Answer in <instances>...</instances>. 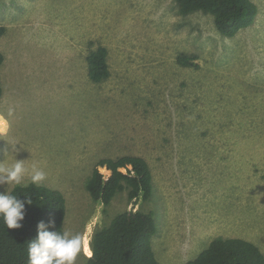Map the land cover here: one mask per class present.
<instances>
[{
    "label": "rangeland",
    "instance_id": "1",
    "mask_svg": "<svg viewBox=\"0 0 264 264\" xmlns=\"http://www.w3.org/2000/svg\"><path fill=\"white\" fill-rule=\"evenodd\" d=\"M252 1L254 22L228 38L175 0H0V166L24 160L27 184L36 165L64 194L65 231L83 241L75 264L97 226L138 208L154 212L158 264H185L216 236L264 251V0ZM97 45L110 70L101 83L87 76ZM126 154L149 164L152 200L93 202L96 162Z\"/></svg>",
    "mask_w": 264,
    "mask_h": 264
},
{
    "label": "trees",
    "instance_id": "2",
    "mask_svg": "<svg viewBox=\"0 0 264 264\" xmlns=\"http://www.w3.org/2000/svg\"><path fill=\"white\" fill-rule=\"evenodd\" d=\"M175 3L181 15L196 11L211 15L218 33L228 38L250 26L257 15L252 0H175ZM107 53L103 45H97L88 53L86 62L90 81L101 83L110 76ZM193 59V56L182 54L177 57V62L196 66ZM3 60L0 52V65ZM1 95L0 77V99ZM99 167L110 171L107 178ZM153 187L149 164L143 157L132 154L99 159L85 182V189L93 202L101 201L105 207L123 191L127 192L129 200L141 195L143 203L149 202L153 198ZM10 193L21 200L28 196L32 203L25 204L19 229H7L0 217V264H28V245L37 234L39 222L47 224L53 220L54 227L49 230L65 232L66 199L58 189L30 182L13 186ZM155 232L152 210L138 208L118 212L107 224L94 229L86 264H158L151 242ZM185 264H264V251L244 238L216 236Z\"/></svg>",
    "mask_w": 264,
    "mask_h": 264
},
{
    "label": "clouds",
    "instance_id": "3",
    "mask_svg": "<svg viewBox=\"0 0 264 264\" xmlns=\"http://www.w3.org/2000/svg\"><path fill=\"white\" fill-rule=\"evenodd\" d=\"M14 109L8 110L12 116ZM7 121L0 118V125ZM10 166H0V185H20L28 172L24 160H15ZM30 183L40 185L46 179V173L36 165L30 171ZM32 203L28 196L24 200L5 191L0 193V217L7 229H19L25 215V204ZM54 221L49 220L47 224L43 221L37 224V234L28 245V264H75V260L82 248V238L79 234L68 231L63 233L49 230L54 227Z\"/></svg>",
    "mask_w": 264,
    "mask_h": 264
},
{
    "label": "crops",
    "instance_id": "4",
    "mask_svg": "<svg viewBox=\"0 0 264 264\" xmlns=\"http://www.w3.org/2000/svg\"><path fill=\"white\" fill-rule=\"evenodd\" d=\"M2 95H3V91H2ZM2 95H1V99H0V104H1V101H2ZM1 126H2V130H3V132L6 133V131H7V127H8V123H6L5 127H3L4 125H1Z\"/></svg>",
    "mask_w": 264,
    "mask_h": 264
}]
</instances>
